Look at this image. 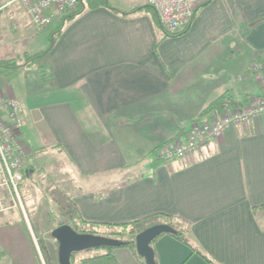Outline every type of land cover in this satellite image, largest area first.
<instances>
[{
	"label": "crops",
	"instance_id": "crops-1",
	"mask_svg": "<svg viewBox=\"0 0 264 264\" xmlns=\"http://www.w3.org/2000/svg\"><path fill=\"white\" fill-rule=\"evenodd\" d=\"M146 2L92 8L48 54L24 63L43 60L52 72L24 97L23 126L25 109L37 114L73 165L78 216L121 223L171 213L190 221L188 242L168 232L152 241L158 264H264V116L233 124L185 157H160L194 120L219 114L202 111L221 95L245 104L261 94L251 66L264 58V0H211L176 36L144 9L121 11ZM17 8L6 12L12 26L0 23V60L11 59L6 47L15 35L30 42L42 30ZM42 49L25 50L26 59ZM0 91L17 98L7 82ZM28 145L23 170L31 173ZM10 210H0V264H48L29 217ZM114 252L120 264H145L127 246Z\"/></svg>",
	"mask_w": 264,
	"mask_h": 264
},
{
	"label": "rangeland",
	"instance_id": "rangeland-1",
	"mask_svg": "<svg viewBox=\"0 0 264 264\" xmlns=\"http://www.w3.org/2000/svg\"><path fill=\"white\" fill-rule=\"evenodd\" d=\"M9 1L10 0H0V5H3V9L9 6L8 9H4L1 13L0 23L12 26L14 24L13 20L7 17V13L16 7L20 8L21 4L19 2H14L7 5ZM125 2H127V0H125ZM90 9H92V7L88 6L76 18L69 21L65 27L71 25L74 20L81 18L85 15V12ZM23 13L25 14L24 10ZM28 15L26 14L25 17L31 26L32 24ZM60 23L61 18H55L41 31H33L34 35H37V38L33 37L30 42L28 41V36L21 38L19 34H17L15 35L14 40L7 44L6 49L11 54L9 58L17 57L16 60L19 62V65L18 68L13 71H6L4 74H0V82H7L13 86L14 93L22 107H25L24 97L28 96L29 90L35 87L37 88V84L41 85L43 83L42 85H44L46 78H51L50 73L52 72L50 66H48L47 63L44 64L43 60H39L36 63L37 66H35V68L24 64L29 60L26 59L27 56L25 57V50L36 52V50H41V48H47L52 34L57 32ZM156 26L162 31V33L165 32L160 25L156 24ZM36 61L37 58L35 59V62ZM40 72L42 73L40 74ZM25 118L27 124L26 126H22V131L24 132L22 137L27 143L29 142L28 144L32 147L33 153L30 155V169L33 170V172L30 173L27 170L23 171V179L19 183V191L25 212L31 220L34 228V238H36V241L40 246H42L41 244L45 245L47 256H49L48 259L45 251H43L46 260L48 259L49 262L51 261V264L52 261L55 264H58V242L51 235V231L60 221H66L71 225L73 223H79L78 220H80V217L78 214L68 213L66 208H73L70 194L76 185V182L79 183L80 181L76 178L73 165L70 161L62 152L54 148L53 140L50 137V134L45 131L40 117L37 114L31 115L25 109ZM14 210L21 211L19 206L15 207ZM8 211L11 210L8 209ZM94 228L99 232L97 234L103 233L105 235V233L108 234L109 232V229L104 226ZM126 237H131V234L127 233ZM105 251H107V246H100L76 252L74 255L76 258L75 264H80V258L103 253ZM142 259V261L147 264L145 258L142 257Z\"/></svg>",
	"mask_w": 264,
	"mask_h": 264
},
{
	"label": "built area",
	"instance_id": "built-area-1",
	"mask_svg": "<svg viewBox=\"0 0 264 264\" xmlns=\"http://www.w3.org/2000/svg\"><path fill=\"white\" fill-rule=\"evenodd\" d=\"M79 0H10L19 2L29 13L37 30H41L55 18L73 11ZM205 0H147L158 13L164 30L176 33L192 21L197 7ZM3 7L0 8V11ZM251 69L258 78L262 92L251 97L245 104L226 97L223 112L210 118L196 119L185 139L165 146L160 152L164 161L185 157L210 139H218L233 124H246L264 116V58H256ZM23 121L20 101L0 91V210L20 207L26 219L19 183L23 179L25 160L29 145L22 137Z\"/></svg>",
	"mask_w": 264,
	"mask_h": 264
},
{
	"label": "trees",
	"instance_id": "trees-1",
	"mask_svg": "<svg viewBox=\"0 0 264 264\" xmlns=\"http://www.w3.org/2000/svg\"><path fill=\"white\" fill-rule=\"evenodd\" d=\"M210 1L211 0H205L204 2H202L197 7V9L195 10L194 16L200 7L204 6L205 4L209 3ZM88 6L92 7V8L99 7V6H107L109 8H113V6L111 4V0H79L77 5H76V8L73 11L68 12V13H64L60 17L61 18L60 26L58 27L57 32L52 34L48 47L39 53L32 54V55L28 56V59L30 60V62L33 63L37 56L48 54L50 52V50L52 49V47L54 46L56 40L59 38L60 34L64 30L67 23L69 21L73 20L74 18H76ZM139 9H144V10L148 11L151 14L154 22L156 24L160 25L162 27V29L164 30V27H163L162 23L160 22L158 13L148 2H146L145 5L135 6L134 8L130 9L129 11H125V10H121V11L128 14V13H133ZM190 24L187 25L182 30H180L176 33H173V34H170L164 30L165 35L166 36L167 35L176 36L179 34H183L184 32H186L189 29ZM18 65L19 64H18L16 58L0 60V72L13 71L16 68H18ZM225 95L226 94L221 95L218 99L211 102L202 111V113H208V112L210 113L213 110H217L219 113H222L224 110L223 109V103H224V99L226 98ZM198 119H200V118H198ZM70 199H71V197H70ZM72 204H73V208H66L67 212L71 213V214H74V213L77 214L76 207L74 206V203H72ZM156 218H161V219H159L158 223H168L174 227V231L170 232V234L176 236L177 238H179L180 240H182L184 242H188L186 233H187L188 228L190 226V221L183 219L180 216H175L171 213H156V214L149 215V216L141 218V219H136L134 221H128V222H121V223L88 221V220L84 219L83 217H80V220H78L79 223L78 224L73 223L72 226L77 231L92 232V233H99L94 227L104 226V227L109 229L108 234L105 233L106 236H109V237H112L114 239H118V240L122 241L121 244L118 246L129 247L136 255H138L142 259L141 255L138 253L137 248H136V243H135L136 234L138 232L142 231L143 229H145L146 227L152 225V224H150V225H147V224L151 223L153 221V219H156ZM65 222L66 221H60L57 225L65 223ZM144 224H146V225H144ZM127 233H130L131 237H126ZM41 245H42L41 247L43 248V251H45L46 257H48V259H49V256H47V249H46L45 245L44 244H41ZM116 247L117 246L108 245L107 251H105L103 253L85 256L81 259L80 264H120V262L118 261L116 255H115V252H114V248H116ZM48 259H47V261H48ZM75 260H76V258L73 255V257H72V263L73 264H75ZM155 260H156V257H155ZM208 260H209V258H208ZM209 261L212 264H215L211 260H209ZM48 264H51V261L50 262L48 261ZM156 264H158L157 260H156Z\"/></svg>",
	"mask_w": 264,
	"mask_h": 264
},
{
	"label": "water",
	"instance_id": "water-1",
	"mask_svg": "<svg viewBox=\"0 0 264 264\" xmlns=\"http://www.w3.org/2000/svg\"><path fill=\"white\" fill-rule=\"evenodd\" d=\"M173 231L174 227L171 224L155 223L136 234L137 251L145 258L147 264H156L152 241L162 233ZM51 235L58 242L59 264H73L72 257L76 252L100 246H118L122 242L102 234L77 231L68 222L55 226L51 231Z\"/></svg>",
	"mask_w": 264,
	"mask_h": 264
}]
</instances>
